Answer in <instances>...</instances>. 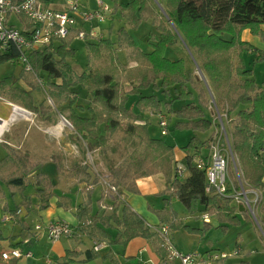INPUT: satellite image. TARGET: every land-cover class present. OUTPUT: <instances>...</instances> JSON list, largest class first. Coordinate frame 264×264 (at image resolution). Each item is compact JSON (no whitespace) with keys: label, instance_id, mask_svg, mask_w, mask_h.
Segmentation results:
<instances>
[{"label":"trees","instance_id":"trees-1","mask_svg":"<svg viewBox=\"0 0 264 264\" xmlns=\"http://www.w3.org/2000/svg\"><path fill=\"white\" fill-rule=\"evenodd\" d=\"M113 1L110 14L119 11L128 28L136 29L142 21L154 26L156 32L149 31L147 35L151 50H142L127 27L120 26L115 41L109 33L97 41L85 40L87 68L74 76L69 61L75 55L72 37L56 39L27 55L34 73L39 75L43 71L46 74L48 96L53 98L55 106L68 102L66 118L75 135L85 142L87 150L99 149L104 170L96 171L92 182L97 183L101 176L115 188L112 193L105 186L112 194V202L100 212L93 213L89 200L84 201L76 213L78 220L89 221V225L113 226L115 233L109 237L110 244L124 246L136 237L153 238L156 232L142 217L122 204L120 196L124 190L137 192V178L161 173L165 180L164 193L168 191L174 195L188 212L200 217L204 213L216 217L218 227L223 231L227 224H238L237 205L233 198L218 194L211 187L206 190L205 171L195 165L201 149L209 147L214 133L203 140L197 134L207 132L212 125L219 127L218 120L207 117L204 112L211 94L215 107L226 116L229 153L236 159L243 180L252 187L264 189V79L257 82L253 69L244 59L245 55H254V61H264V49L241 37L242 31L248 29L264 40V0ZM17 20L22 22L24 33L28 35L31 25L26 18L19 15ZM182 41L203 74V85L186 69L182 58L170 59L165 55L167 46L183 44ZM116 43L119 48L129 49L130 65L120 62ZM18 56L14 45H9L0 49V64L14 62ZM101 61L103 65H95ZM15 84L16 79L11 76L0 79V88L4 92L15 100L20 99L28 110L42 115L43 106L35 104L31 94L39 84L27 80L29 90ZM188 85L197 92V100L192 98ZM78 86L86 91V106H78L85 113L72 107L77 99V90L73 88ZM149 90L158 91L168 99H162L157 93H146ZM171 90L176 93L173 99L169 98ZM136 106L137 110L134 109ZM163 107L174 117L173 128L193 132L181 147L185 155L178 161L173 145L150 136L148 132L149 117L144 113L156 114ZM166 118L168 123V115ZM117 130L123 132V144L109 141ZM133 141H137L135 148ZM120 146L122 149L117 152ZM113 154L120 160L117 161ZM16 156L20 162L25 161L22 155ZM53 161L58 172L66 170L62 154L56 153ZM178 162L187 172L186 176L178 171ZM68 167L71 172L76 170L84 173L87 180L90 178L87 164L73 159L68 162ZM24 177L25 173L21 172L19 176L9 178L7 184L24 187ZM32 186L39 198V207L46 208L53 195L52 180L39 172L35 174ZM102 198L103 195L98 200ZM156 214L173 230L184 228L203 234L211 226L208 222H204L201 228L184 225L177 219L169 200L156 210ZM243 214L251 219L247 210ZM260 222L264 224V202L260 207ZM239 264L247 262L240 261Z\"/></svg>","mask_w":264,"mask_h":264},{"label":"rangeland","instance_id":"rangeland-1","mask_svg":"<svg viewBox=\"0 0 264 264\" xmlns=\"http://www.w3.org/2000/svg\"><path fill=\"white\" fill-rule=\"evenodd\" d=\"M79 5V12L86 11V10H95L96 8V0H76ZM105 3H113V0H101ZM128 0H121V2H127ZM161 11H164L163 7L161 6ZM121 14L119 13V16ZM75 25L78 23H81L80 16L78 14L75 15ZM12 23L16 25V27H19L18 22L15 20V18H12ZM122 25H125V21L121 20ZM85 29L89 27V23L85 24ZM106 28H109V22L105 24ZM120 27L119 24L115 25L114 28L110 30V37L114 41L116 40V32L118 28ZM127 27V26H126ZM127 30L132 35L134 41L136 44L144 51L151 50V47L149 43L147 42V35L149 31L156 32L154 29V26L151 25L148 21H142L140 25L136 29H130L127 27ZM107 30H105L106 32ZM106 35H108V32H106ZM105 36V34H104ZM72 47L75 49V55L73 59L69 60L72 68L71 75L74 76L77 73L82 72L87 68V58H86V50H85V40L80 38H75L71 42ZM117 47V54L120 62L128 66L130 65V61L128 58L129 49L126 47H118L117 43L115 44ZM165 55L170 59H177L182 58L183 63L188 71H190L196 81L202 82L204 79L203 74L201 71L197 68V63L195 62L193 55L187 48L181 43H177L171 46H167L165 49ZM246 64L251 67L254 71V76L257 82H261L262 79H264V61H254V55H245L244 56ZM104 62H96L95 65L100 66L103 65ZM24 64L22 61L16 60L14 62L6 61L0 64V79L5 76H11L16 79V84L19 87L30 89L29 85H27V80H31L33 82H36L39 84L36 88H34L31 91L33 101L35 104H41L43 106V112L42 115L39 113L35 115L34 113H30L28 108L24 107L23 102L20 99H13L11 98L7 92H4L0 88V116L4 117L5 119L9 118L10 115L13 113V106L17 105L23 109H25L27 112L20 111V115L16 114L15 119L8 123L6 130L4 131L6 133V136L2 135L0 136V139L6 140L7 142H11L15 145L16 151H12L9 153L11 155V158H8V160L4 166L0 167V178L2 182H5L2 185V188L5 191V196L7 201L9 202V208L13 209L15 204L17 206H20L21 201L20 200V193L16 186L7 184V179L11 177L19 176L21 172L25 173L24 182L27 185H30V183L33 182L35 174L38 172V170L50 177H55L57 174V167L56 163L53 161H50V156L52 153L56 151L62 152L68 159L74 154L75 156L79 157V160L81 162L85 161L86 164L89 167V170L94 174L95 169L98 172H102L104 170V164H103V158L99 154V149H93L91 151L86 149L85 142H82L81 140H73L69 139L71 135H66L68 132H71V126L69 123L66 124V131L63 133V135L58 138H55L52 134L54 132L53 126L51 124H54L55 121L59 119H64L62 115L66 116L68 114V109L66 108L68 102H64L61 105L55 106L53 98L48 96V86L45 84V73L43 71H40L39 75H36L34 71H28L24 69ZM205 81V80H204ZM203 85V82L201 83ZM189 89L192 91V98L194 100H197V92L191 88L190 85H188ZM73 90H77L76 95L77 99L76 102L72 105L73 109H75L77 112L85 113L86 111H81L78 107L79 105H82L83 107L86 106V91L82 86H78L76 88H73ZM146 93H157L159 97L162 99H168L165 98L161 93L158 91L149 90ZM170 99L176 97V93L172 90L170 91ZM209 96V95H208ZM9 102H12V104H9ZM137 110V106L134 108ZM166 109L163 107L161 109V113H164L165 116L168 115V129L169 131L166 134L162 133L161 127L157 124V117L156 114L151 112L149 116V126H148V132L150 136L155 138H161L164 141H166L168 144H171L174 146L175 153L177 155L182 154L181 147L185 145L189 138L193 135V132L190 130H187L185 128H173V122L174 117L173 115H170L168 112L166 113ZM205 115L211 119H217L218 123L219 121L222 123V126L224 128V131L227 134L226 127L228 128V123L226 122V116L219 112L218 109L212 104L211 100L209 101V105L204 108ZM62 114V115H61ZM156 118H155V117ZM219 128V127H217ZM48 130H52L48 131ZM39 131V132H38ZM40 132H43L42 136L37 138L40 134ZM35 133L38 134L35 135ZM210 134V130L207 132H200L197 134V136L200 138V140H203L208 137ZM227 136V135H226ZM123 137V132L120 130H117L115 133L111 135L110 142L118 144H123V141L121 138ZM0 141V144H3V142ZM70 142H74L76 144L75 148L71 147ZM222 152L224 155L228 157L229 161V167H228V173L230 178L233 181H236V169L239 168L238 163L236 159L231 158L229 155L227 142L222 139ZM134 148L137 146V141H133ZM131 147V146H130ZM121 146L117 150V152L121 151ZM132 149V148H131ZM129 149V150H131ZM6 149L1 147L0 145V156L5 155ZM21 154L23 157H25V161L20 162L16 155ZM204 154V151H203ZM109 156H111L109 154ZM113 156H115L113 154ZM72 158V157H71ZM115 158V157H114ZM117 161L120 160L115 158ZM29 160L33 161L36 166L35 168L31 166V163ZM15 162V163H14ZM89 181V180H88ZM29 183V184H28ZM26 195H32L34 196V193L32 191V186L24 187ZM262 192H264V189H262ZM15 204H14V202ZM174 205L173 207L177 211V213L180 215H183L186 217V220L184 223H187L191 226H196L201 228L204 224V220L202 217H199L197 213H190L187 211V209L184 208V206L178 201H173ZM21 216L24 215L27 211L26 204L21 206ZM13 214L19 215L18 210L12 211ZM3 213H6L7 216H10V211L4 210L3 206L0 205V218L3 215ZM237 216L239 218L238 224H227L226 230H221L218 225L219 221L214 216H209V220L211 221V226L206 230V237L207 239H211L212 243L215 245V247H218V249H223L225 251H230L235 248H240V253L238 255H231L227 257L225 260L228 264H238L240 258L244 259V255L242 251H249V256H252L251 260L253 261V264H264V224L260 222V213L258 214V220L260 222V226H258L253 218H246L242 213L238 212ZM29 225H33V227L36 224H40L42 226V229L39 231V237L40 240L38 242L33 241V244L29 247V249L33 253V257L30 259H22L20 261V264H44L45 256H49L52 254V260L53 264H58V261H61L60 258V249H53V243L50 242L47 239L46 231L42 223H38L37 221L33 220L32 218H29L28 220ZM0 227L2 225L0 224ZM18 229V228H17ZM17 233L19 230H16ZM20 233V232H19ZM205 235V234H204ZM195 241V240H194ZM61 246H65L67 248H70L69 246V240L67 238H62L59 240ZM73 243V242H71ZM189 243V242H188ZM74 244V243H73ZM119 245L123 247L121 244H114ZM193 245L195 246V249L198 248L196 241L193 242ZM121 247V248H122ZM50 248L51 251L50 252ZM200 249V248H198ZM200 251V250H198ZM63 252H65L63 250ZM36 259H41L40 262L34 261ZM70 264H85L79 263V262H70ZM91 264H102L101 258L95 259L91 262Z\"/></svg>","mask_w":264,"mask_h":264},{"label":"crops","instance_id":"crops-1","mask_svg":"<svg viewBox=\"0 0 264 264\" xmlns=\"http://www.w3.org/2000/svg\"><path fill=\"white\" fill-rule=\"evenodd\" d=\"M42 1L46 5H49L53 8L62 9L66 6L67 0H42ZM118 2H121V0H118ZM108 4L111 7H113V3H108ZM97 8L98 6L96 3L95 9ZM121 20L125 21L124 17H122L121 15L119 16V11H113L112 14H106L104 21L99 22L97 24L90 23L87 29H85L86 28L85 24L82 23H78L77 25H75V28L76 29L83 28L85 30H89L91 26H93L95 29L100 30V32L103 34V37H106L107 36L106 32L109 33L110 30L115 27V25L119 24L120 26L125 27V25H122ZM107 22H109V28L105 27V24H107ZM262 29H264V26H262ZM105 30L107 31L105 32ZM69 37L75 39L73 34H71ZM241 37L243 40H246L251 44H253V46L259 49H264V40H262L258 35L251 34L248 29L242 31ZM8 103L12 104V102L9 101ZM29 112L31 113L32 111L29 110ZM29 112L27 111V113ZM32 113L37 115V113L35 112ZM149 114H150L149 112L144 113V115L147 116ZM62 117L64 119L58 118L54 124H51L54 129L52 135L58 140V138H60L63 135V133L66 131L65 129L68 126V125L66 126V124L69 123V125L71 126V130H70L71 132H68L66 134L68 136L71 135L69 139L81 140L82 142H84L82 139H79L75 135L72 125L68 121L66 116L62 115ZM0 118L3 119L4 117L0 116ZM5 130L6 128L3 129L0 136L2 135L6 136V133L4 132ZM209 130L210 133L211 132L214 133L215 136L218 128L217 126L212 125ZM48 131L52 132V130H48ZM42 134L44 133L40 132L38 136V134L35 133V135H37L38 136L37 138L39 139L42 136ZM0 141L2 140L0 139ZM2 142L3 144L0 145L1 147L3 146V148L6 149L7 153H5V155L3 156H0V167L4 166L8 160L10 159L12 160L11 155L9 153H11L12 151H16L15 145L13 143L7 142L6 140H3ZM68 144H70L71 147H74V149L76 150L75 148L76 144L74 142L73 143L70 142ZM56 153L62 154L63 157L65 158L66 170L63 173L57 171L55 177L49 176L53 184V188H52L53 195L49 198V205L46 208L41 209L39 207L40 205L39 198L35 193V189L32 186V183H30V185L32 186V191L34 193V196L24 194L25 192V190H23L24 187H29L30 185L26 186L25 184V186L22 187L20 185L11 184L17 187L21 197L20 200L22 201L20 203L21 204L20 206H17L13 201L15 206L13 209H10L8 207L9 202L6 199L5 191L2 188V185L5 182H2L0 178V205L3 206L4 210L6 209L7 211H10L9 214L11 217L9 220H3L4 216H6V213H3V215L0 218V224L2 225V227H0V253L1 251L9 247H20L23 248L24 250L27 249L30 250L29 247L33 244V241L38 242L40 240L39 237L40 230L35 231L33 225L28 224L29 218H32L38 223H42V225H46L48 222L54 220H64L67 221L74 228V234L72 236L64 237L69 240V246L71 247L70 248H67L65 246L62 247L61 246L62 243L59 242V240H61L62 238L56 241H50L47 238L50 242L53 243V249L61 250L60 251L61 261H58V264H70V262H79V263L84 262L85 264H91L93 260L99 258H101L102 264H161L165 252L164 249L161 247V243H160L161 241L156 231H155L156 236H154L153 238L136 237L132 239L130 242H128L126 245H124L123 247L122 246L119 247V245H114L109 243V237H113L115 233V229L113 226H104L101 223H97L96 225H89L88 224L89 221L83 223L82 221L78 220L76 213L79 210L80 205L84 201H86L87 199L89 200L91 204V210L93 213L100 212V210L104 209L105 206L111 204L112 194L111 193L109 194V192H107L105 189V185L102 184L101 179L103 177L99 176V181L97 183L92 182L94 175L89 169L87 171L90 174V178L88 179L89 181L86 179V175L84 173L76 170H73L71 172V168L68 167V162L70 160L76 159L80 162V164L87 163L85 161L81 162L79 160V157L75 156L76 154H74V152H72L73 153V155L71 156L72 158L70 157V159H68L62 152L58 150L51 154L50 161H53V156ZM18 155L20 156L21 154L18 153ZM174 155L177 160H180L185 155V152L182 150V154L177 155L174 149ZM208 156H209V147L204 146L201 149L199 157L206 160ZM114 157L116 158V156ZM29 162L35 168L36 164L31 160H29ZM93 168L92 170L94 171L95 174L96 170ZM39 172L40 171L38 170L37 173ZM183 174L184 176H186L187 172H184ZM135 184H136L137 192L124 190L121 193L120 200L122 204L128 206L132 211H134L140 217H142L152 231H154L156 228H159L162 225L167 226L169 228L172 241L174 242L176 247L182 252H189L192 250H200V251L223 250V249H218V247H215L211 239H207L205 233L206 231L203 234H198L194 232H189L184 228H177L173 230L170 228L167 222H164V220L162 221L158 217V215L156 214V210L161 209L165 205L166 200H169L170 207L173 209V211H175L177 215V219H179V221H181L184 225H187L191 228H199L184 223L186 217L181 214L179 215L177 213V211L173 207L174 205L173 201L178 202V200L170 192L167 191L164 193L165 180L161 173H155L152 175L139 177L135 180ZM87 190L89 192L88 196H87ZM101 195H103V198L101 200H98ZM262 202H264V200H262ZM25 204L27 207V211L24 215L21 216L20 208L22 205ZM261 204L258 208V214L260 213ZM15 210L19 211L18 212L19 215L13 214L12 211ZM244 211L245 209L243 211H239L237 206L236 214L238 212L243 214ZM208 223H211V221L209 220ZM84 224L85 226H83ZM16 230H19L20 233L19 232L17 233ZM194 240L196 241V244L197 246H199L198 248L200 249L198 248L195 249V246L193 245V242H195ZM71 242H73L74 244ZM95 245L97 246V249L94 248ZM63 250L65 252H63ZM50 252H52L51 248H50ZM242 252L244 255L243 257L244 259H241L242 258L241 257L239 263L240 261H246L247 264H253V261L251 260L252 256L248 255L250 252L249 251H242ZM32 257H33V253L32 256L29 258L21 257L19 259H14L11 260L9 264H20V261L22 259H30ZM47 259H50L49 264H53L52 254L50 255V257L45 256L44 264H48ZM40 260L41 259H36L34 261L40 262ZM0 264H6V263H4L0 258ZM222 264H228V263L226 260H224Z\"/></svg>","mask_w":264,"mask_h":264},{"label":"built area","instance_id":"built-area-1","mask_svg":"<svg viewBox=\"0 0 264 264\" xmlns=\"http://www.w3.org/2000/svg\"><path fill=\"white\" fill-rule=\"evenodd\" d=\"M98 8L95 10H86L79 12V5L76 0H67L66 6L62 9L53 8L46 5L42 0H0V49H6L9 45H14L18 50L19 61L24 64V69L32 71V68L27 62V55L43 45L49 44L56 39L68 38L71 34L75 38L88 39L97 41L103 38L100 30L93 26L89 30L83 28H75V15L78 14L82 24L99 23L104 21L106 14L112 12V8L108 3L96 0ZM22 15L26 18L29 25L28 35L24 33L22 22L17 18ZM12 18L19 22V27L12 23ZM157 124L162 129V133L168 132V123L165 114L158 112L156 114ZM227 142V136L219 122V128L209 145L208 158H197L195 165L199 169H204L205 177L208 182L206 190L209 187L215 192L223 196L233 198L235 204H241L247 210L255 223L260 226L258 220V208L264 200V192L260 188L252 187L245 183L238 169H236V183L230 178L228 173L229 161L228 157L223 154L222 143L223 139ZM228 146V144H227ZM229 151V146L228 150ZM229 153V152H228ZM232 160L233 157L229 153ZM178 161V160H177ZM178 171L184 172V168L178 162ZM102 184L108 187L112 193L115 188L110 186L104 178L101 179ZM10 216H4L3 220H9ZM204 222L209 221V216L202 214ZM47 238L50 241H56L64 237H70L74 234V228L64 220H54L48 222L45 226ZM42 229L40 224L34 226L35 231ZM161 246L164 249L165 255L161 264H222V262L231 255H238L240 248H235L230 251L223 250H208L198 251L192 250L189 252L180 251L172 241L169 228L165 225L156 228ZM97 249V246H94ZM32 256L30 250H24L20 247H10L1 251V260L9 264L11 260L21 257L29 258ZM50 263V259H47Z\"/></svg>","mask_w":264,"mask_h":264},{"label":"bare ground","instance_id":"bare-ground-1","mask_svg":"<svg viewBox=\"0 0 264 264\" xmlns=\"http://www.w3.org/2000/svg\"><path fill=\"white\" fill-rule=\"evenodd\" d=\"M12 106H13V113L10 115V117L8 119L0 118V134L2 133L3 129L7 127L8 123L15 119L16 114L20 115V111L27 112L25 109L17 105H12Z\"/></svg>","mask_w":264,"mask_h":264},{"label":"water","instance_id":"water-1","mask_svg":"<svg viewBox=\"0 0 264 264\" xmlns=\"http://www.w3.org/2000/svg\"><path fill=\"white\" fill-rule=\"evenodd\" d=\"M164 14H165V12L164 11H162ZM183 42V41H182ZM183 44H184V42H183ZM184 46L186 47V45L184 44ZM187 48V47H186ZM188 50V49H187ZM210 100H211V102H212V104L215 106V104H214V99H213V97H212V95L210 94ZM227 144H228V146H229V142H228V140H227ZM238 210L239 211H243L244 210V207L241 205V204H239L238 205Z\"/></svg>","mask_w":264,"mask_h":264}]
</instances>
